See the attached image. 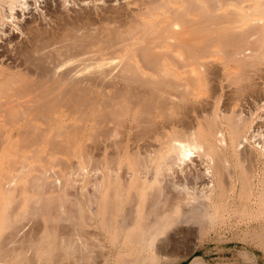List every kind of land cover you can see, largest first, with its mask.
I'll list each match as a JSON object with an SVG mask.
<instances>
[{
  "label": "bare ground",
  "instance_id": "6f19581e",
  "mask_svg": "<svg viewBox=\"0 0 264 264\" xmlns=\"http://www.w3.org/2000/svg\"><path fill=\"white\" fill-rule=\"evenodd\" d=\"M40 1L0 0V154L10 153L0 166L12 169L0 173V230L14 227L0 238V258L42 244L43 236L21 238L17 223L27 211L9 209L30 197L18 188L22 179L62 190L75 169L86 191L74 197L76 219H60L69 237L54 236L51 256L85 262L101 252L102 264H137L143 255L141 264H177L181 247L194 253L212 232L251 214L261 226L242 235L264 250V0H77L72 16L63 9L69 0ZM33 2L45 12L35 14ZM21 141L49 144L32 152L40 161L46 151L41 162L51 169L29 164ZM60 156L69 169L64 178L60 168L63 180L52 165ZM42 197L47 207L58 199ZM187 264L210 263L193 256Z\"/></svg>",
  "mask_w": 264,
  "mask_h": 264
},
{
  "label": "rangeland",
  "instance_id": "374dc122",
  "mask_svg": "<svg viewBox=\"0 0 264 264\" xmlns=\"http://www.w3.org/2000/svg\"><path fill=\"white\" fill-rule=\"evenodd\" d=\"M38 1H40V0H38ZM52 1V0H51ZM71 3H70V2ZM69 1H67V3H69V4H67V8H63L65 11L64 12H66V14L67 13H72V14H67V15H69V16H72L74 13H73V11H75L74 10V7H75V4H78V1L77 0H69ZM86 1H88L89 3H91V6L93 7H95V6H97V7H99V4L100 3H94V1H89V0H86ZM120 1H123V0H120ZM41 2V1H40ZM40 2H37L38 4H35V2H33V4H32V6H31V8H32V11L33 10H35V8L36 9H40V11L38 12V10H35V14H38V13H40L41 11H43V12H45V9L43 10V2H42V4L40 5ZM73 2L75 3L74 5H73ZM53 3V2H52ZM94 3V4H93ZM54 4V3H53ZM68 5H70V6H68ZM79 5V4H78ZM78 5L75 7V9H78ZM34 6V7H33ZM52 7V9H55V6H53V5H51ZM68 7H70V8H72L73 10H70V8H68ZM79 8H80V6H79ZM81 9V8H80ZM67 10V11H66ZM69 10V11H68ZM77 11V10H76ZM79 11V10H78ZM34 12V11H33ZM66 14L64 15V16H66ZM21 15V14H20ZM25 17H27V15L25 16ZM22 18V17H21ZM59 27H62L61 25H59ZM228 107V106H227ZM227 107H223V109H225V110H228L229 109V107H228V109H227ZM64 109H65V112H67V108H62L61 110L62 111H64ZM71 116V115H70ZM69 120L68 121H70V117L68 118ZM79 124H81L80 122H78ZM67 124V123H66ZM65 124V125H66ZM77 124V123H76ZM75 124V125H76ZM78 125V124H77ZM40 126V125H39ZM80 126V125H79ZM8 129L10 128L9 126H6ZM6 127H5V129H6ZM54 128L55 127H53V130H54ZM61 140V139H60ZM59 140V141H60ZM40 141H42V140H40ZM39 140L38 141H36L37 143L38 142H40ZM22 142V141H21ZM19 143V148L21 149L20 150V152L23 154V155H26L27 157L28 156H30L31 158H32V160H29V159H27V162L28 161H30L31 163H29V164H36V165H38V164H43V162H44V164H45V160L43 161V162H41V160H43L44 158H47V157H45L44 155H47V152L46 151H44V153H43V156L40 154V153H37V154H40V155H38L39 156V158H40V156H41V158H40V161H39V159H38V161H39V163H38V161H36L37 160V158H35L33 155H34V152H32L33 150H35V149H42V146L44 147V149H50V146H49V144H47L45 141H43V142H41V143H39V144H35L34 142V145L32 146H30V147H27V146H29L31 143H29V145H28V143L27 142H25V144H24V141L22 142V143ZM26 143H27V145H26ZM79 143H81L82 144V140H80V142ZM42 144V145H41ZM13 144H6V148H8V147H10V146H12ZM21 145H23L25 148H28V149H25L23 146H21ZM26 145V146H25ZM36 145V146H35ZM248 145L250 146V147H254L255 146V142L252 140V139H248ZM33 147V148H32ZM31 148V149H30ZM43 150V149H42ZM36 151V150H35ZM32 152V153H31ZM37 152V151H36ZM38 152H40L39 150H38ZM1 156H6L7 158H10V153H7V154H4V155H2V154H0ZM60 155V154H59ZM59 155H57V157H59ZM61 155H64L65 157L66 156H70V155H67V154H61ZM13 156V154H11V157ZM35 156L37 157V155L35 154ZM43 157V158H42ZM61 157L62 156H60V159H61ZM64 157V158H65ZM53 160H55L53 157H51ZM70 158V160H71V157H69ZM35 159V160H34ZM51 159V160H52ZM59 158H58V161L60 160ZM63 159V158H62ZM62 159L60 160V162H57L56 160V162L55 163H53L52 165H53V167L56 165V163H57V167H54V170L56 169V170H60V168L62 169L63 168V175L65 174V173H68V170L69 169H66L65 168V166H63L62 165ZM68 159V158H67ZM66 159V161L65 162H67L68 160ZM73 159V158H72ZM261 159V160H260ZM49 160V159H48ZM47 160V161H48ZM52 160V161H53ZM64 160V159H63ZM69 160V161H70ZM74 160V159H73ZM73 160H71V161H73ZM75 160H77V162H78V160H79V162H80V159L78 158V159H76L75 158ZM73 161V162H75L76 163V161ZM260 160V161H259ZM259 160H258V162H260V163H258V168H259V172H260V175H259V178H261V174H262V169L261 168H263V160H262V158H259ZM51 161V162H52ZM70 161V162H71ZM41 162V163H40ZM64 162V161H63ZM42 164H41V166H42ZM47 164H48V162H47ZM47 164H45V166L47 165ZM55 164V165H54ZM59 164H61V167L59 166ZM65 164V163H64ZM66 164H69L68 162L66 163ZM71 164H72V162H71ZM261 164V165H260ZM49 165V167L48 166H42L43 168H50V164H48ZM70 165V164H69ZM32 166H35V165H32ZM261 168H260V167ZM9 167V168H8ZM37 168H38V166H36ZM40 167V166H39ZM52 167V166H51ZM65 168V169H64ZM41 169V168H40ZM51 169V168H50ZM11 167L8 165H4V166H0V173H5L6 175H8L10 172H11ZM53 170V169H52ZM65 170H67V172H65ZM62 170H60V171H57V175L56 176H61L62 174H60V172H61ZM32 172V171H31ZM53 172H55V171H53ZM65 172V173H64ZM73 173H71V175L70 174H66V176H67V178H65V175H64V178L65 179H67V181L66 180H64V181H66L65 182V185H67V187H65L64 186V188L61 190V188L59 189V186H58V188H57V186L56 185H52V188H53V190L51 189V188H49L52 192H50V190L47 188L46 189V191H47V193H46V191L44 190L45 188H42V186H40V185H36L35 183H34V185L33 186H31V184L34 182V180H32L33 179V177H32V179L30 178V176H28L30 173H28L27 174V176L30 178V183L28 182V180L26 181V180H23L22 179V181L20 182L21 183V185H20V183H19V185H20V187H18V188H21L22 189V187H23V189H24V192H26L25 194H26V196H30V197H32V198H30V197H27V198H23L22 196H20V197H22V198H20L19 197V200L17 201V200H15V201H12L11 202V205H9V209H11V210H19V211H27V213L23 216V219L24 220H20L18 223H17V225L19 224V226H17V229L23 234H21L23 237H21L22 239H31V241H34L35 239V241H37V239H41V237H42V244H40L41 242H38V244L37 245H41V246H37V247H33L32 249H33V252H31V253H29V252H27V251H24V255H23V253H22V251H21V253H19L18 255L16 254V256H14V255H12L11 257L10 256H6L7 258H0V260L1 261H4V262H7L8 264H96V263H100V264H102V261L104 260V257H103V255H102V253L101 252H99L98 253V255L97 254H93L92 255V259H87L85 262H82V260H79V258H78V256H74V257H71V255H68V252L67 253H63V251L62 250H59V251H61L63 254H61V253H57L56 251H57V249H59V248H57V246H55L54 244H56V243H52L55 239V237H56V239H57V236L59 237H61V235L62 236H64L65 238L68 236L69 237V235H67L66 234V232H68V234H69V231H70V229L67 227V228H65L66 227V225H64L63 226V224H60V219H62V218H67V219H69L70 221H74L75 219H76V217H75V215H74V212H72V211H76V208L78 207V201H76L75 199H74V197H75V195H77L78 197L81 195V196H83L84 195V189H85V191H86V186L84 187V182H83V179H85V177L83 178V174H84V172H83V170L82 169H75V170H73L72 171ZM21 173V172H20ZM34 175L36 174V175H38V174H40V172L39 173H37L36 171H35V169H34ZM171 171H168V177H171ZM54 174H56V173H53V174H51L50 172L48 173V175H52V177L51 178H54V180H55V176H54ZM1 175V174H0ZM31 175H32V173H31ZM35 175V176H36ZM41 175V174H40ZM63 175L61 176L62 177V180L64 179L63 178ZM54 176V177H53ZM49 177V176H48ZM58 177V178H59ZM25 179V178H24ZM48 179V178H47ZM50 179V178H49ZM48 179V180H49ZM59 179H61V178H59ZM95 179H97V176L95 177ZM53 179H50L49 180V184H48V182H47V184H46V187H49V185H50V181H52ZM62 180H61V182H62ZM63 181V182H64ZM29 184H28V183ZM37 183V182H36ZM67 183V184H66ZM64 184V183H63ZM63 184L61 183V187H63ZM71 184V185H70ZM42 185V184H41ZM22 186V187H21ZM55 188H54V187ZM51 187V186H50ZM44 190V192L46 193H44L43 192V190ZM60 190V192L58 193L57 191H59ZM40 191H42L45 195H46V198L49 196V198H48V200L50 199V196H53V197H56L57 196V198L58 199H55V198H53V197H51V200H58L57 202H55V200L54 201H51L50 202V200H49V202L51 203V204H54L55 205V203L57 204L58 202V205H55L53 208H52V210L53 211H51L50 209H51V207H49V205L50 206H52L51 204H49L48 205V207L50 208H48L47 206H46V204L45 205H43V206H41L40 204L41 203H44V201L42 200V198H44V197H42V196H45V195H42L41 196V194H42V192H40ZM19 192H21V191H19ZM19 192L17 191V195L19 194ZM56 192V193H55ZM83 193V194H82ZM33 194V196L35 197L34 199H33V196H31V195ZM16 196V195H15ZM71 196V197H70ZM76 196V197H77ZM17 197V196H16ZM39 197H41L40 199L43 201V202H40V200L37 202V203H39V204H37V203H35V201H37L38 199H39ZM60 197L62 198V201L60 200ZM30 198V199H29ZM37 198V199H36ZM32 199V200H31ZM36 199V200H35ZM35 200V201H34ZM47 200V199H46ZM47 200V201H48ZM60 200V201H59ZM34 203H33V202ZM46 201V202H47ZM81 202L82 203H87V201H86V199H82L81 200ZM234 202H236V205L238 206L239 205V201L238 200H235ZM63 205H62V204ZM33 204H37L40 208H38L37 207V205H36V207H34L35 205H33ZM61 204V205H60ZM248 205L250 206V207H255L254 205H252V202H250V203H248ZM57 206H58V208H57ZM42 207L44 208L43 210H42ZM46 207L48 208V211L46 210ZM40 209V210H38V211H35L36 209ZM56 209V210H55ZM59 209V210H58ZM55 210V211H54ZM72 210V211H71ZM64 212V214L65 213H68V215L67 214H63V216H62V212ZM38 212V213H37ZM56 212V213H55ZM73 213V214H71V213ZM49 213L50 215H47V214ZM52 213V214H51ZM54 213V214H53ZM61 215H59V214ZM46 214V215H45ZM59 215V216H58ZM51 216V217H50ZM72 216H73V218H72ZM253 218V219H252ZM51 220V221H50ZM58 220V221H57ZM22 221V222H21ZM55 221L57 222V223H55ZM62 223V222H61ZM66 224H67V222H65ZM64 223V224H65ZM22 224V225H21ZM21 225V226H20ZM25 225H26V227H25ZM57 225V226H56ZM68 225V224H67ZM32 226V227H31ZM34 226V227H33ZM54 226V227H53ZM64 227V228H62V227ZM69 226V225H68ZM237 226V227H236ZM260 226H261V222L259 221V219H256L255 217H252V214L250 215V220H246V219H244V218H241V217H239V218H237V219H233V221H231V223L230 224H228V226H227V228H225L221 233H214V232H212L208 237H206L205 239H203L202 241H201V243L199 244L200 246H199V248H197L196 249V251L194 252V253H191V254H188V252L189 251H187L186 249L188 248L187 246H183V247H181V251H180V254L183 256H185V258L182 260V261H180L179 263H177V264H187L190 260H191V258L193 257V256H195L196 254H199L200 256H202L205 260H206V262H208V263H210V264H264V250L263 249H261L260 248V246L258 245L259 243H257L256 241H251L250 239H245V237L243 236L244 235V233L246 232V231H253V230H258L259 228H260ZM25 227V228H24ZM30 228V230H29V228ZM58 227L60 228V229H58ZM26 229L25 231L23 230L22 231V229ZM37 228V229H36ZM13 230L14 229V227H10L9 225H2V229L0 230V238L2 237V236H7L8 237V234L10 233V230ZM68 229V230H67ZM233 229V230H232ZM247 229V230H246ZM33 231V232H31L29 235L31 236L32 234V236H31V238L29 237V238H27L29 235H28V233L30 232V231ZM56 230V231H55ZM61 230V231H60ZM64 230V231H63ZM66 230V231H65ZM97 230H98V228H97ZM100 230V233H102L101 232V229H99ZM26 231H29L28 233L26 232ZM59 231V232H58ZM25 232V233H24ZM57 232V233H56ZM60 232H62L63 234H66V235H63L62 233H60ZM57 234V236H55ZM103 234V233H102ZM240 234H241V236H240ZM243 234V235H242ZM10 235V234H9ZM20 235V236H21ZM35 235H37V236H41L40 238H38L37 236H35ZM35 236V237H34ZM55 236V237H54ZM64 237H62L63 239H64ZM68 237H67V239H68ZM158 238H162L163 237V234H160L159 236H157ZM244 237V238H243ZM33 238H35L34 240H33ZM5 239H8L9 240V238H4V240ZM54 239V240H53ZM59 239V238H58ZM2 241H3V239H1ZM8 240H5V242L6 241H8ZM11 240V239H10ZM41 240H38V241H41ZM66 240V239H65ZM246 240V241H245ZM249 240H250V242H249ZM1 242V241H0ZM105 242L107 243V245H108V247L111 249L112 248V245H111V243H110V241H109V239L107 238V237H105ZM51 243H52V247H54L55 246V248H57V249H53V248H51ZM1 244H2V242H1ZM1 244H0V246H1ZM36 244H34V245H36ZM184 247H186V248H184ZM39 248H41V249H39ZM46 248V249H45ZM43 249H45V250H43ZM47 249H50L51 251H52V249H53V251L54 250H56L55 252H56V254H54L55 252H53L52 254H54V255H52L51 256V251L50 250H48L49 251V253L48 252H46L47 251ZM183 250V251H182ZM32 251V250H31ZM41 251V252H40ZM43 251V252H42ZM99 251V250H98ZM112 254H113V257L114 256H116V251H114L113 249H112ZM27 252V253H26ZM39 252H40V254H39ZM184 252V253H183ZM27 255H26V254ZM33 253V254H32ZM245 253L247 254V256L245 257ZM186 254H188L187 256H186ZM41 255V256H40ZM57 255V256H56ZM66 256V257H65ZM244 256V257H243ZM52 257V258H51ZM53 257L55 258V259H53ZM11 258V259H10ZM15 258V259H14ZM41 258V259H40ZM47 258V259H46ZM6 259V260H5ZM14 259V260H13ZM144 259V255L140 258V260H139V262L137 263V264H141V261ZM10 260V261H9ZM22 260V261H21ZM36 260V261H35ZM41 261L40 263L39 262H37V261ZM46 260V261H45ZM25 261V262H24ZM34 262H36V263H34ZM47 262V263H46Z\"/></svg>",
  "mask_w": 264,
  "mask_h": 264
},
{
  "label": "trees",
  "instance_id": "16d2710c",
  "mask_svg": "<svg viewBox=\"0 0 264 264\" xmlns=\"http://www.w3.org/2000/svg\"><path fill=\"white\" fill-rule=\"evenodd\" d=\"M195 256H200L199 254H196Z\"/></svg>",
  "mask_w": 264,
  "mask_h": 264
}]
</instances>
